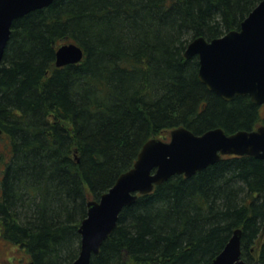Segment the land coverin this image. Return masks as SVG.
<instances>
[{
  "label": "trees",
  "instance_id": "trees-1",
  "mask_svg": "<svg viewBox=\"0 0 264 264\" xmlns=\"http://www.w3.org/2000/svg\"><path fill=\"white\" fill-rule=\"evenodd\" d=\"M260 0H53L14 20L0 67V237L36 264H71L79 226L150 138L186 126L227 133L264 123L248 95L223 99L187 58L191 40L237 30ZM84 57L56 65L57 48ZM242 229L264 263V159L225 155L175 174L125 207L90 264H212Z\"/></svg>",
  "mask_w": 264,
  "mask_h": 264
},
{
  "label": "water",
  "instance_id": "water-1",
  "mask_svg": "<svg viewBox=\"0 0 264 264\" xmlns=\"http://www.w3.org/2000/svg\"><path fill=\"white\" fill-rule=\"evenodd\" d=\"M53 0H0V67L10 40L14 20L29 11L46 7ZM56 65L77 63L84 57L79 44L68 42L57 48ZM187 58L198 56V75L202 82L223 99L248 95L257 104L264 103V0L249 12L237 30L207 40L204 36L191 40L184 52ZM0 126V134H2ZM171 139L150 138L142 146L134 166L122 173L114 185L99 199L88 202V213L81 222V246L72 264H90L100 252L103 241L117 226L121 211L134 203L140 193H150L175 174L193 176L222 155H252L264 159V124L251 130L227 133L218 126L203 133L188 127H177ZM242 229L234 230L223 250L212 264H264L242 258ZM24 264H36L28 260Z\"/></svg>",
  "mask_w": 264,
  "mask_h": 264
},
{
  "label": "rangeland",
  "instance_id": "rangeland-1",
  "mask_svg": "<svg viewBox=\"0 0 264 264\" xmlns=\"http://www.w3.org/2000/svg\"><path fill=\"white\" fill-rule=\"evenodd\" d=\"M261 118H264V103L259 106ZM167 139L171 138L170 131L167 132ZM10 144L7 138L0 134V179L2 168H4V161L9 158L7 153ZM31 260L30 255H27L25 251L19 246L13 245L5 238L0 237V264H24Z\"/></svg>",
  "mask_w": 264,
  "mask_h": 264
},
{
  "label": "bare ground",
  "instance_id": "bare-ground-1",
  "mask_svg": "<svg viewBox=\"0 0 264 264\" xmlns=\"http://www.w3.org/2000/svg\"><path fill=\"white\" fill-rule=\"evenodd\" d=\"M74 260H75V259H74ZM73 262H74V261H73ZM73 262H72V263H73ZM72 263H71V264H72Z\"/></svg>",
  "mask_w": 264,
  "mask_h": 264
}]
</instances>
